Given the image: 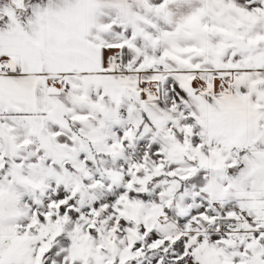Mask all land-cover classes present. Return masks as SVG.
Wrapping results in <instances>:
<instances>
[{"label":"snow or ice","instance_id":"obj_1","mask_svg":"<svg viewBox=\"0 0 264 264\" xmlns=\"http://www.w3.org/2000/svg\"><path fill=\"white\" fill-rule=\"evenodd\" d=\"M0 264H264V0H0Z\"/></svg>","mask_w":264,"mask_h":264}]
</instances>
